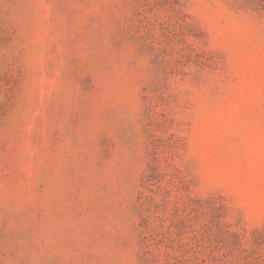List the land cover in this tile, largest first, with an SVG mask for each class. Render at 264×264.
<instances>
[{
  "label": "rangeland",
  "instance_id": "rangeland-1",
  "mask_svg": "<svg viewBox=\"0 0 264 264\" xmlns=\"http://www.w3.org/2000/svg\"><path fill=\"white\" fill-rule=\"evenodd\" d=\"M0 264H264V0H0Z\"/></svg>",
  "mask_w": 264,
  "mask_h": 264
}]
</instances>
